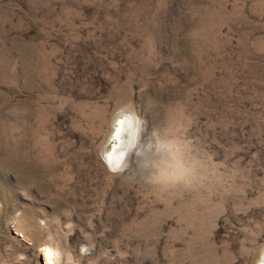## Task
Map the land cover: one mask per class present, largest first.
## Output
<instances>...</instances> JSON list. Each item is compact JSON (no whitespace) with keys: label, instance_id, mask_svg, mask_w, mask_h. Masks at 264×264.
Returning a JSON list of instances; mask_svg holds the SVG:
<instances>
[{"label":"rangeland","instance_id":"obj_1","mask_svg":"<svg viewBox=\"0 0 264 264\" xmlns=\"http://www.w3.org/2000/svg\"><path fill=\"white\" fill-rule=\"evenodd\" d=\"M263 259L264 0H0V264Z\"/></svg>","mask_w":264,"mask_h":264},{"label":"clouds","instance_id":"obj_2","mask_svg":"<svg viewBox=\"0 0 264 264\" xmlns=\"http://www.w3.org/2000/svg\"><path fill=\"white\" fill-rule=\"evenodd\" d=\"M147 106L148 108L151 107L150 101L147 102ZM135 121H139L138 131L136 133V143L135 145L129 144L126 149L122 150L118 141L121 138L122 134L125 132V125ZM142 126V118L133 113L127 107H122L117 110L114 115L112 134L109 137V142L106 145L105 150L100 153V159L110 172H124L128 170L133 163H135L136 169L138 170H143L150 167L148 163L143 161L141 154H137L135 161L131 159L132 154L139 143V135Z\"/></svg>","mask_w":264,"mask_h":264},{"label":"bare ground","instance_id":"obj_3","mask_svg":"<svg viewBox=\"0 0 264 264\" xmlns=\"http://www.w3.org/2000/svg\"><path fill=\"white\" fill-rule=\"evenodd\" d=\"M132 124H133V122L125 125V132L122 134L121 138L118 141V143L120 144V147H121L122 150L126 149L128 147V145L131 143V142H129V139H128V134H129L128 130H129V127L131 128ZM44 255H45V258H46L47 261L51 260L52 253H51L50 250H45V254ZM261 264H264V259L262 260Z\"/></svg>","mask_w":264,"mask_h":264}]
</instances>
